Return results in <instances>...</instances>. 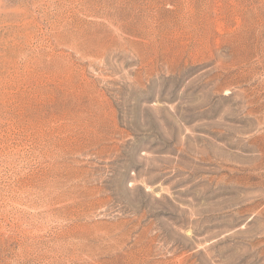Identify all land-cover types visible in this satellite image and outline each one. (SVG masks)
I'll return each instance as SVG.
<instances>
[{"label": "rangeland", "instance_id": "1", "mask_svg": "<svg viewBox=\"0 0 264 264\" xmlns=\"http://www.w3.org/2000/svg\"><path fill=\"white\" fill-rule=\"evenodd\" d=\"M0 264H264V0H0Z\"/></svg>", "mask_w": 264, "mask_h": 264}]
</instances>
